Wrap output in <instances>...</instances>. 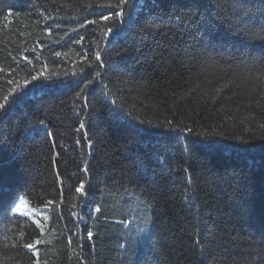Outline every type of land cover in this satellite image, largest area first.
<instances>
[{"label": "trees", "instance_id": "trees-1", "mask_svg": "<svg viewBox=\"0 0 264 264\" xmlns=\"http://www.w3.org/2000/svg\"><path fill=\"white\" fill-rule=\"evenodd\" d=\"M0 104V264H264V0H0Z\"/></svg>", "mask_w": 264, "mask_h": 264}, {"label": "rangeland", "instance_id": "rangeland-1", "mask_svg": "<svg viewBox=\"0 0 264 264\" xmlns=\"http://www.w3.org/2000/svg\"><path fill=\"white\" fill-rule=\"evenodd\" d=\"M12 212L23 216L30 217L42 227L43 235L46 234L47 227L50 224L52 213L48 205L36 206L33 205L28 198L21 194L12 205ZM40 243V240H38ZM36 252L39 256L40 247H36Z\"/></svg>", "mask_w": 264, "mask_h": 264}, {"label": "snow or ice", "instance_id": "snow-or-ice-1", "mask_svg": "<svg viewBox=\"0 0 264 264\" xmlns=\"http://www.w3.org/2000/svg\"><path fill=\"white\" fill-rule=\"evenodd\" d=\"M120 4H121V5H126V4H127V0H120ZM108 7H119V5H108ZM116 15H117V16H122V15H123V12H122V11L117 12ZM101 19L104 20V21H108V20L112 19V17H111V16H101ZM111 31H112V29H108V32H111ZM57 55H59V53H57ZM96 59H97V60L100 59L99 53L96 54ZM32 79H33V80H36L37 77H36V76H33ZM25 83H27V81H25ZM89 83H91V81H89ZM81 91H83V89H81ZM5 99L7 100V98H5ZM14 99H15V97H14ZM4 107H5V105L0 104V108H4ZM43 123H44V122L41 121V124H43ZM84 128H85V125H84L83 122H81V123H80V127L77 129V131H81V130H83ZM77 143H79V141H77ZM84 171H87V169H84ZM76 191H77L78 193H81L82 195L85 194V182H84V181H81V182H80V185H79V187L76 188ZM49 203H51V202H49ZM95 211H96V212H100V208L97 207V208L95 209ZM37 223H39V221H37ZM87 235H88V238H89V239H91V238L93 237V233L90 232V231L87 233ZM37 243H39V241H37ZM25 247H27V248H29V249H33V248L35 247V245H33V244H27V245H25Z\"/></svg>", "mask_w": 264, "mask_h": 264}]
</instances>
